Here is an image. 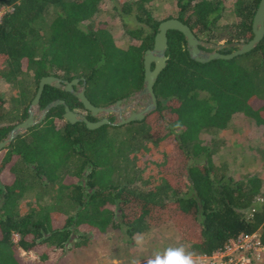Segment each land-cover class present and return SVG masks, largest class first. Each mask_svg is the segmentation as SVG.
Returning a JSON list of instances; mask_svg holds the SVG:
<instances>
[{
    "label": "trees",
    "instance_id": "1",
    "mask_svg": "<svg viewBox=\"0 0 264 264\" xmlns=\"http://www.w3.org/2000/svg\"><path fill=\"white\" fill-rule=\"evenodd\" d=\"M153 1L113 0L115 18L109 22L94 18L100 0H0L6 10L0 16V78L12 85L28 75L32 85L21 118L38 79L46 75L67 82L82 77L94 106L140 90L142 55L161 21L148 10ZM257 3L232 0L230 26L222 23L225 0H174L175 14L167 18L186 24L197 39L206 36L204 42L246 41ZM127 15L135 22L131 28L123 21ZM120 20L129 43L110 32ZM166 38L167 60L153 84L156 106L139 124H146L149 141V174L138 176L143 188L116 180L115 153L129 150L114 145L111 134L118 126L70 125L60 104L50 107L0 151V264H63L72 236L77 240L72 249L108 229H120L130 243L137 233L164 224L197 257L241 233H257L264 245L260 177L234 179L220 172L211 147L199 142L202 132L226 128L233 114L250 119L264 135V36L254 50L205 64L190 59L180 32L168 30ZM248 58L252 65L241 63ZM55 99L68 110L83 111L71 94L48 85L38 109ZM3 102L0 96V110ZM85 116L95 121L88 112ZM11 128L0 126V141ZM29 192L32 200L22 203Z\"/></svg>",
    "mask_w": 264,
    "mask_h": 264
},
{
    "label": "rangeland",
    "instance_id": "2",
    "mask_svg": "<svg viewBox=\"0 0 264 264\" xmlns=\"http://www.w3.org/2000/svg\"><path fill=\"white\" fill-rule=\"evenodd\" d=\"M252 0H244L250 2ZM232 0H225V8L222 14V23L230 26L234 22L233 11L231 6ZM113 0H100L98 10L94 14L96 20H111L114 17L112 11ZM148 10L159 20L167 18V16L174 15V0H154L149 6ZM6 10L0 8V16ZM123 21L128 28L134 26L132 15L125 16ZM110 25V32L116 36L117 39L124 43H129L125 35L121 20L113 21ZM205 37H200V41H205ZM244 40H240L243 42ZM212 43H225L221 38ZM241 63L248 66L252 65V59H242ZM32 92V85L30 84V77L23 75L12 84H6L0 78V96L4 102L0 110V126L13 127L20 122L21 107L28 101L30 93ZM135 95L130 96L131 101H138ZM139 100H143L140 98ZM143 106V103H137ZM35 116H38V111H35ZM111 121L116 122L115 116L111 115ZM141 124V121L123 124L117 127L111 136L114 138V145L116 148L128 146L129 150L123 152L116 151L114 159H118L119 166L116 168V180L118 182H130L136 188H143L138 180L139 174L143 177L149 174V141L145 132L146 124ZM201 145H209L211 147V159L213 164L220 172H225L226 175L234 179H238L247 174H256L260 177L262 189L264 192V135L257 130L252 121L242 114H233L229 119L226 128L223 130H210L202 132L199 137ZM124 141V143H122ZM122 149V148H121ZM120 149V150H121ZM122 151V150H121ZM131 154V152H133ZM134 156V157H133ZM218 171V170H217ZM219 172V173H220ZM47 195V194H46ZM49 196V195H47ZM33 193H26L21 202L31 201ZM47 197H43L46 200ZM149 230L143 232L144 246L138 247L135 243V236L131 242L128 243L122 235L120 229H108L104 233L97 236H89V243L83 247L71 248L72 244L77 241L74 236L70 238L66 245V250L69 252V259L63 264H136L139 260H144L149 255L156 252V246L161 244V236L169 244H179L185 249L187 243L181 241L176 235L175 230L170 224H164L157 228H152L150 234ZM13 241H17L15 235L11 236ZM104 238V240H103ZM103 240V241H102ZM154 242V243H153ZM149 243H153L151 250H149ZM154 247V248H153ZM188 248V246H187ZM160 251V250H159ZM23 258L34 259L31 253H24L20 251ZM260 264H264V256Z\"/></svg>",
    "mask_w": 264,
    "mask_h": 264
},
{
    "label": "water",
    "instance_id": "3",
    "mask_svg": "<svg viewBox=\"0 0 264 264\" xmlns=\"http://www.w3.org/2000/svg\"><path fill=\"white\" fill-rule=\"evenodd\" d=\"M168 30H176L182 34L188 56L196 63L205 64L214 59L229 60L254 50L262 40L264 36V0H258L251 18L252 35L243 42L238 41L220 44L203 42L197 39L190 28L177 18L171 17L161 20L157 24L156 32L150 45L151 48L144 50L142 55V85L140 90L134 93V97L138 101H131V98L128 97L117 99L109 105L94 106L84 94L85 87L82 77L75 78L69 82L53 75L40 77L37 81L36 90L26 106V116L10 129L5 139L0 141V151L19 136V134H22L29 127L39 123L48 112L47 110L58 104L61 105L64 122L70 125L82 122L89 130L96 129L102 125L121 126L131 122L142 121L145 115L154 110L156 106L153 84L160 71L164 68L167 60L165 50L167 48L166 33ZM228 49L231 50L225 52ZM45 85L61 89L63 92L71 94L80 103L83 111L68 110L62 99L52 100L44 104L41 109H38L37 103ZM140 98H143V100H139ZM137 103H143V106ZM35 111H38V116H35ZM85 112H88L90 116L95 118V121L88 120ZM111 115L115 116L116 122L109 120Z\"/></svg>",
    "mask_w": 264,
    "mask_h": 264
},
{
    "label": "built area",
    "instance_id": "4",
    "mask_svg": "<svg viewBox=\"0 0 264 264\" xmlns=\"http://www.w3.org/2000/svg\"><path fill=\"white\" fill-rule=\"evenodd\" d=\"M257 235L238 234L201 259L206 264H257L264 256V245Z\"/></svg>",
    "mask_w": 264,
    "mask_h": 264
},
{
    "label": "clouds",
    "instance_id": "5",
    "mask_svg": "<svg viewBox=\"0 0 264 264\" xmlns=\"http://www.w3.org/2000/svg\"><path fill=\"white\" fill-rule=\"evenodd\" d=\"M175 127H179L177 124ZM135 243L138 247L144 246L143 234L135 235ZM199 257L195 253L187 251L183 246L167 247L163 251H156L149 257L145 264H198ZM138 264V262H137Z\"/></svg>",
    "mask_w": 264,
    "mask_h": 264
},
{
    "label": "crops",
    "instance_id": "6",
    "mask_svg": "<svg viewBox=\"0 0 264 264\" xmlns=\"http://www.w3.org/2000/svg\"><path fill=\"white\" fill-rule=\"evenodd\" d=\"M158 227H160V226H158ZM152 228H157V227H150L148 230V233L150 234V232H151V230H152ZM162 239V240H161ZM103 240H104V238H103ZM102 240V241H103ZM160 242H161V246L160 245H158V246H156L155 248H156V251H163L165 248H167V247H179V244H176V246H174L173 244H169L166 240H165V238L163 237V236H161V238H160ZM154 243V242H153ZM153 243H149V250H151V248H152V246L154 245ZM186 247V250L187 251H190L189 250V248H187V246H185ZM154 248V247H153ZM153 255V254H152ZM152 255H149V257H151ZM149 257H147L146 259H144V260H139V261H137L138 262V264H145V262H146V260L149 258ZM137 262H136V264H137ZM260 262H261V260L257 263V264H260ZM198 264H206L204 261H203V259H201V257H199V262H198Z\"/></svg>",
    "mask_w": 264,
    "mask_h": 264
}]
</instances>
